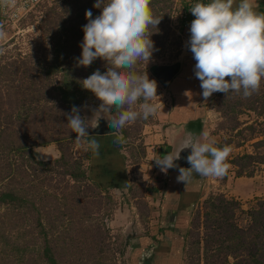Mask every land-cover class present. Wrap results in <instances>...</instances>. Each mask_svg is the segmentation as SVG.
<instances>
[{
    "label": "rangeland",
    "instance_id": "rangeland-1",
    "mask_svg": "<svg viewBox=\"0 0 264 264\" xmlns=\"http://www.w3.org/2000/svg\"><path fill=\"white\" fill-rule=\"evenodd\" d=\"M188 1L174 0L169 20L171 35L165 48L151 58L148 65L143 62V65L139 66L143 70L142 74L147 72L149 79L157 82L158 97L152 103L157 105L158 111L155 116H150L147 120L138 119L121 130L127 132L126 142L122 144L132 154L131 162L135 164L131 171L129 197L125 200L112 196L110 192L101 193L96 186L88 183H75L74 178L66 173V166L61 164H57L53 171L41 167L33 168L30 165L35 164L30 158V152H33L37 159L49 158L50 161L65 153L71 162L77 158L83 161L84 167L90 165V160L85 159L88 151L86 138L80 144L74 143L76 134L66 125V117H57L64 113L57 104L53 106L56 121L53 118H45L47 116L44 113L48 112L46 108L51 106L52 100H37L32 111L26 110L25 104L28 105L30 100L25 102L24 98L29 97L26 91L32 88V80L28 74H33L34 69L40 72V69L33 65L43 56L41 36L43 37L44 33L40 24L46 17L45 11L48 7L45 10L42 8L41 12L37 10L36 17L30 18L20 31L16 29L13 35L1 37L0 186L23 192L27 200L33 202H27L23 210L0 206V264H48L45 259L35 260L36 249L40 246L39 242H42V239H37L39 230L35 222L40 214L47 225L49 235L53 237L58 264H134L130 257L133 254V246L138 244L137 238L129 237L130 244L126 253H120L119 250L128 234L135 233L134 226L148 236L159 232L160 214L155 213L156 206L152 202L143 198L147 190L144 174H149V179L154 176L152 172L159 168L155 160L171 151L167 143L162 142L164 132L170 134V131L179 125L171 123L172 126L167 125L164 128L165 123L168 124L167 115L173 100L168 88L157 78L152 67L173 66L179 71L181 64L193 56L186 46L190 32L181 27V10ZM45 3L49 6L52 4L51 0ZM47 46L51 51L52 43ZM41 82H36L34 86L40 88ZM259 90L256 95L259 98H255V101L252 96L244 98L234 95L232 100L222 102L219 98L216 105L205 107L203 133L208 134V138L215 142L216 147L229 145L232 152L227 159L230 167L225 176L204 177L205 188H202L201 197L195 207L200 210L201 218L205 211L204 199L211 193H223L228 199L239 202L238 208L235 209L240 224L247 221V211L258 206L260 200H264V82ZM251 104L255 108H252ZM88 106L89 109L97 107L94 104ZM138 106L137 104L134 107L138 109ZM91 114L89 110L81 112L82 116ZM112 114H115V109ZM44 124H48L49 129H46ZM40 135L42 137H38ZM49 135L62 139L65 135V138L48 146L36 144ZM28 143L33 151L13 149ZM36 148H46V153L54 150L56 154L45 157V153H40ZM240 157L241 165L245 169L244 174L252 173V176L238 175L239 165L235 160ZM142 163L145 164V170L140 172ZM78 188L80 192L77 191ZM155 191L160 192V187ZM116 211L119 217L116 216ZM205 234L202 226L196 228L195 237H201L200 260H197L199 264H204ZM9 241L12 244H5ZM188 242L186 264L191 263V250L194 246L191 236H188ZM158 244V241H155L151 247ZM23 246L28 249L20 253L19 250Z\"/></svg>",
    "mask_w": 264,
    "mask_h": 264
},
{
    "label": "trees",
    "instance_id": "trees-1",
    "mask_svg": "<svg viewBox=\"0 0 264 264\" xmlns=\"http://www.w3.org/2000/svg\"><path fill=\"white\" fill-rule=\"evenodd\" d=\"M51 2L50 6L48 3H44L38 9L41 12L42 8L45 10L48 7L45 11L46 17L40 24V29L44 33V36H41L43 56L42 59H39L33 65L38 67L40 72L34 69L33 74H28V77H31L32 80V88L26 91L29 97H25L24 101L30 100V103L28 105L25 104V106L26 110L32 111L35 108L33 104L37 100H45V102L52 100L51 106L46 108L48 112L44 113L47 116L45 118H53L56 121V116L53 114V106L56 104L64 113L70 112L73 105L77 107L91 104L99 106L101 102L90 91L83 89L80 81L89 77L97 69L103 74L106 71V67L105 61L99 58L87 68L79 66L77 63V58L82 53L80 47L84 38L82 29L87 23L85 12L91 10L93 18L101 14V9L93 7L96 0H51ZM173 3L174 0H151L150 7L153 14L161 18L157 28H150V33L152 34L150 38L154 42L155 49L152 58L163 51L171 35L169 20ZM34 17H36V12L31 13L24 19L21 22V27L23 28L27 21ZM49 43H52L51 51L48 50L47 44ZM195 63L193 56H190L181 64L178 73L170 79L166 86L173 100L172 108L169 111L168 124L166 125H171V123L179 126L185 124L194 133H200L203 132V120L207 105H216L219 98L222 102H227V100H232L234 95H242L229 93L226 97L224 93L217 92L213 93L205 102L200 87L201 82L195 77L193 71ZM140 65H143V61L138 62L135 70L142 74L143 70L139 68ZM178 65L180 66V64ZM155 68L153 66L152 71ZM39 81H42V86L37 88L34 84ZM263 82L264 79L261 81L260 89L263 86ZM258 92L252 95L254 101L255 98H259V96H256ZM251 107L255 108L252 104ZM29 114L31 115V113ZM57 117L59 119L65 118L61 114ZM44 125L46 129H49L48 124ZM122 133L124 134L122 141L117 139L119 136L117 134L93 135L86 138L87 142L95 139L100 145L98 153L91 150L88 145L85 159L90 160L91 165L88 164L87 167H84L83 161L77 158L74 159V162H71L66 158L65 153H62L54 161L37 159L34 153L30 152L33 151L30 143L23 145V147L15 146L13 149L16 151L27 149L30 152V158L35 163H30L33 168L41 167L42 169L53 171L57 164H61V166H66V173L74 178L75 183H88V185L96 186L98 191L103 193L104 190L101 185L91 178L93 173L102 171V167L95 168L94 163L97 164L100 161L98 156L102 158L103 155L109 153L119 154L122 152L125 146L122 143L126 142L128 136L125 130ZM64 136L63 139L65 138ZM63 139L49 135V137L42 138L36 144L48 146L52 142H61ZM246 157L249 156H244V158ZM241 160V157L235 160L239 165L238 175L252 176V173L244 174L245 169L241 165ZM178 175L179 172L176 169H170L168 173L166 189L160 205L159 232L148 236L134 226L135 233L128 234L129 236L125 239V242L121 244L120 253H126L130 244L129 237L137 238L138 244L133 246L134 249L130 261L134 264H139L140 262L149 264L150 260L145 258L146 253L151 249L154 242L158 241L159 244L153 252L151 258L153 262L151 261V264H186L185 253L186 248H189L188 236H191L194 246L191 250L190 264H199L197 260H200L201 237L199 235L195 237V234L196 228L199 229L202 226L206 232L203 248L204 264H264V200H260L258 206L248 210L247 221L240 224L235 209V207L238 208L239 202L228 199L223 193H211L204 200L205 211L202 218L200 210H197L194 218H192L195 211L194 208L201 195L200 189L203 185L204 177L197 176L194 173V178L185 185L177 183L176 178ZM77 191L80 192V189L78 188ZM27 199L23 192L0 186V206L6 205L23 210L27 202H33ZM32 205L34 206V203ZM173 209H176L175 212ZM41 216L42 214L38 215L35 221L39 230L37 239H42V242H39L40 246L36 249L35 260L45 259L48 264H58L59 260L52 241L53 237L49 235L47 225ZM173 216H175L174 219ZM200 221H202L201 225ZM5 244H12V242L9 241ZM27 249L26 246H23L19 251L23 253ZM113 264H116V262Z\"/></svg>",
    "mask_w": 264,
    "mask_h": 264
},
{
    "label": "clouds",
    "instance_id": "clouds-1",
    "mask_svg": "<svg viewBox=\"0 0 264 264\" xmlns=\"http://www.w3.org/2000/svg\"><path fill=\"white\" fill-rule=\"evenodd\" d=\"M0 3L14 6L15 0ZM150 3L151 0H96L93 7L101 9V14L93 18L91 10L85 12L87 23L82 29V53L77 63L87 68L99 58L105 61L106 71L102 74L97 69L80 81L82 88L101 102L98 107L73 105L70 112L62 113L66 125L76 134L74 143L93 136L89 129H96L101 119L107 120L112 133H118L138 119L147 120L157 114V105L152 103L158 97L157 82L150 80L147 72L135 70L140 61L148 65L155 50L150 28H157L161 18L153 14ZM190 11L195 19L186 46L196 61L193 71L201 82L205 102L217 92L226 97L229 93L241 94L244 98L258 92L264 79V13L255 10L253 0H211L196 3ZM137 104L138 109L134 107ZM84 110L91 111V116H82ZM117 139L122 141L123 137ZM88 145L98 153L97 140L91 139ZM186 149H191L186 157L189 168L174 163ZM231 152L229 145L216 147L207 133L189 131L173 152L155 163L165 174L169 169L178 170L177 183L187 185L194 173L205 178L225 176Z\"/></svg>",
    "mask_w": 264,
    "mask_h": 264
},
{
    "label": "crops",
    "instance_id": "crops-1",
    "mask_svg": "<svg viewBox=\"0 0 264 264\" xmlns=\"http://www.w3.org/2000/svg\"><path fill=\"white\" fill-rule=\"evenodd\" d=\"M209 2H211V0H208V3ZM238 2H239V0H236V3H238ZM253 5H254V8L256 11H258L260 13H264V0H253ZM234 6H235V4H234ZM191 55H193V54H191ZM168 116H169V114L167 115V120H168ZM166 126L167 125L165 123L164 128H166ZM182 131H185L184 124L177 126L175 129H172L170 131V134H169V132H167V133L164 132L162 142H164V143L166 142L168 145V149L169 148L172 149V146L174 144L175 139L176 138L178 139L179 137L183 136V135L180 136ZM164 148H166V147H164ZM37 149L39 150L40 153H45L46 154V155L44 154L45 157H49L52 154H56L54 150L49 151V153H46V152H48V149H46V148H36V150ZM123 149H125V148H123ZM123 149H122V152H120L119 154H110L109 153L107 155H103L102 158L100 156H98V160H100L101 162L99 161L97 164L94 163V167L95 168L102 167V171L98 172V173H93L91 178H92V180L98 182L101 185V187L105 193L110 192L112 194V196L121 197L122 199L125 200L129 197L128 189L131 187L130 183H132L131 171H132V167L135 164H133V162H131L132 161V158H131L132 154L130 153V151H128L127 149H125V150H123ZM128 153H130V155ZM45 159L48 160L49 158H45ZM90 165H91V161H90ZM144 170H145V164L142 163V166L140 167L139 171L143 172ZM169 171H170V169L167 171V174H165V173L161 172L160 168H156L155 172H152V174H154V176L151 179L148 178L149 174H144V180L147 181V183H146L147 190L144 193L145 195H143V198L149 200L150 202H152L156 206L155 213H157V214H160V205L162 204V201H163V194L162 193L166 189V182H167L166 179H167ZM158 174L160 176H157ZM159 187H160V192H156L155 190H157V188L159 189ZM204 188L205 187L203 186V189ZM201 200H203V199H201ZM158 208H159V210H158ZM197 209H198V207L195 209L192 218H194ZM175 210L176 209H173L174 212H175ZM118 215H119V213H118V211H116V216L119 217ZM173 219H174V216H173Z\"/></svg>",
    "mask_w": 264,
    "mask_h": 264
},
{
    "label": "built area",
    "instance_id": "built-area-1",
    "mask_svg": "<svg viewBox=\"0 0 264 264\" xmlns=\"http://www.w3.org/2000/svg\"><path fill=\"white\" fill-rule=\"evenodd\" d=\"M47 0H15L14 6H6L0 3V32L3 35H13L15 30L22 29L21 22L31 13L36 12L41 4ZM196 3H208V0H189L181 10V27L190 29L191 22L195 17L191 14V8ZM190 32V31H189ZM2 36H0L1 39Z\"/></svg>",
    "mask_w": 264,
    "mask_h": 264
},
{
    "label": "flooded vegetation",
    "instance_id": "flooded-vegetation-1",
    "mask_svg": "<svg viewBox=\"0 0 264 264\" xmlns=\"http://www.w3.org/2000/svg\"><path fill=\"white\" fill-rule=\"evenodd\" d=\"M176 70L177 68L175 67V68H172V69H168V68H164V67H156L155 69H153V72L155 73V75L157 76V78L159 79V78H162V83L165 85L167 82L169 83L170 82V79L172 78V74H171V72L173 71V70ZM168 85V84H167ZM167 85H165V86H167ZM106 120V119H105ZM102 122H103V119H101L100 121H99V126L98 127H101L102 126ZM184 126H185V131H182L181 132V134H180V136L181 135H185V133L186 132H193V131H191V129H188L187 127H186V125L184 124ZM204 126H205V120H203V130H204ZM194 133V132H193ZM203 132H200V133H196L197 135H200V134H202ZM183 136H181V137H179L178 139L176 138L175 139V141H174V144H173V146H172V149H171V151L170 152H173L175 149H176V147L178 146V143H179V141H180V139L183 137ZM187 150H191V149H187ZM168 152V151H167ZM202 188H203V185H202V187H201V192H202ZM201 192H200V194H201ZM200 197H201V195H200ZM200 197H199V199H200ZM199 199H198V201H199ZM198 204V203H197ZM197 204H196V206H197ZM195 206V207H196ZM195 209V208H194ZM155 248L156 247H151V249H149L148 250V252L146 253V256H145V258L146 259H149L150 260V262H149V264H151V261H152V255H153V252H154V250H155ZM151 251V252H150ZM149 252H150V254H149ZM153 262V261H152ZM143 264H148V263H145V262H142Z\"/></svg>",
    "mask_w": 264,
    "mask_h": 264
},
{
    "label": "water",
    "instance_id": "water-1",
    "mask_svg": "<svg viewBox=\"0 0 264 264\" xmlns=\"http://www.w3.org/2000/svg\"><path fill=\"white\" fill-rule=\"evenodd\" d=\"M161 67V66H160ZM164 68H168V69H172V68H175L173 66H162ZM178 73V69H174L171 74H172V77L175 76L176 74ZM160 81H162V78H159ZM168 82L165 84L167 85ZM114 130L109 128L108 126V122L107 120L103 119V122H102V126L101 127H97L96 129H89V133L90 135H108V134H117L119 136H123L122 132H118V133H112ZM191 150H184L181 152V159L178 160V161H175L174 163H177L180 165V167H183V168H189L190 165L187 163L186 161V157L190 154Z\"/></svg>",
    "mask_w": 264,
    "mask_h": 264
}]
</instances>
